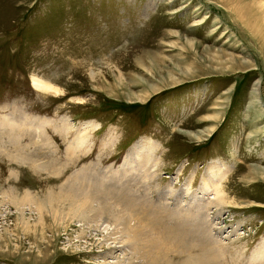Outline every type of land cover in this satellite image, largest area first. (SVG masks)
Returning <instances> with one entry per match:
<instances>
[{"label":"rangeland","instance_id":"rangeland-1","mask_svg":"<svg viewBox=\"0 0 264 264\" xmlns=\"http://www.w3.org/2000/svg\"><path fill=\"white\" fill-rule=\"evenodd\" d=\"M142 140L154 175L121 176ZM211 163L219 214L191 206ZM68 184L126 210L132 246L6 205L0 264H264V0H0V197Z\"/></svg>","mask_w":264,"mask_h":264},{"label":"bare ground","instance_id":"bare-ground-1","mask_svg":"<svg viewBox=\"0 0 264 264\" xmlns=\"http://www.w3.org/2000/svg\"><path fill=\"white\" fill-rule=\"evenodd\" d=\"M32 86L33 88H35L36 90L42 93H52V92L56 93V89L53 86H51V84L44 83L37 79H32ZM86 126L92 127V123L91 122L82 123V127H86ZM45 127L43 131H45ZM42 135H46V134L44 133ZM80 137L81 136L79 135V132H78L76 135V139L74 140L73 144L70 146V150L75 147H78V148L81 147L82 139ZM156 150H158V145L153 144L152 142L144 144V141L142 140L132 149L131 153L124 159V162L122 163L123 165H121L122 167L120 169L121 171L120 175L123 177L125 176L131 177L137 174L139 175L141 170L146 168V171L150 175L153 176L155 173L154 170L156 167V163L154 161H151V158L153 156V153ZM217 166L218 165H216L215 163H211L207 168L206 174L203 176V181L201 183L202 186L199 189V196L194 198V201L196 203L191 205L192 207H194L195 212L205 211V210L209 211L208 209L212 207L215 208L216 210L217 209L220 210V209H223L224 207H227L226 205L229 204V197L226 196L225 190L223 189V183H224L223 181H225L231 168L230 167L221 168L223 165H219L218 167ZM138 168L140 170H138ZM220 168H221V171L219 172ZM151 170L153 172H151ZM73 184L72 186L68 184L69 186H71L70 191L67 190L68 192H64L61 190L58 192V194H55L53 198H52V195L47 196L46 197L47 199L45 200L46 202L44 201L45 204L38 203L40 202V200H37L34 196L29 194L28 192L20 196V194H17L16 191H13L12 189H8L9 191H5L1 193L0 207L5 208L6 205L12 206L14 211L18 215V217L16 218L17 222L19 221L20 226H22L26 230L29 229L30 227L32 228V226H42L44 219H45L43 214L45 211H49L50 213L48 214H50L49 216L53 220V221L51 220L53 222V226H56V227L58 226L60 228H65L69 224H72L73 226H77L78 227L77 228L78 229L77 238H80L79 235L83 238V236L87 234L86 232L89 231V234L86 235L88 238L95 237L96 234L98 233L100 234L101 238L97 236L95 238H97V241L101 239L100 240L101 242H99L101 243V246L105 244L108 245L107 243L119 244L127 248L129 246H132L133 242L130 239L129 234H127L126 232L127 231L126 226L128 227L130 225L126 223V220H124L123 216L121 215L126 210L125 211L123 210L122 213L120 214V212H118L119 208L117 209L116 205H113V206H116L114 210L117 209V211L112 210L110 208L111 205L108 206L110 209H107L106 204L107 203L112 204L111 201L109 203L107 202V199H105V198H108V196L104 198L106 202L104 201L102 202L101 198L98 196L99 193L97 194L96 192L94 193V192L86 191V189L84 188L76 187L77 184L76 186H73ZM83 185L85 186V184ZM189 186H191V182L185 185L186 190L189 189ZM88 188L90 189L91 186L87 187V189ZM165 193H168V192H165ZM164 197L165 196L161 194L160 198H164ZM149 199L150 198H148V200ZM176 200H177V197H176ZM93 204H94V207L92 208ZM41 205H43L42 206L43 208L41 207ZM5 210H8V209L5 208ZM219 213L220 212L218 211V214ZM123 215H125V213ZM126 215L128 216V214ZM109 220H112V221L109 222ZM203 228H202V231H203ZM3 231L4 233H7V230L5 228L3 229ZM122 246H121V249L123 248ZM124 257L122 256L121 259ZM118 260L120 261V259ZM99 264H110V263L100 262ZM111 264H116V263H111ZM126 264H132L129 258L126 261ZM191 264H194V263H191Z\"/></svg>","mask_w":264,"mask_h":264}]
</instances>
